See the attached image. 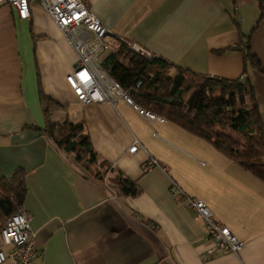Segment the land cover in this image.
I'll return each mask as SVG.
<instances>
[{"label": "crops", "instance_id": "1", "mask_svg": "<svg viewBox=\"0 0 264 264\" xmlns=\"http://www.w3.org/2000/svg\"><path fill=\"white\" fill-rule=\"evenodd\" d=\"M82 3L112 36L153 58L209 77L249 79L264 127V0ZM248 39L259 70L245 67L240 45ZM75 62L37 2L30 1L27 20L10 5L0 7V177L26 173L20 208L30 216L32 264H264V184L168 121L148 123L123 102L81 104L66 83ZM37 73L45 96L67 106L51 123L83 120L100 170L136 182L138 197L116 196L105 182L87 178L49 138ZM173 185L205 203L243 248L211 252L204 223L173 196Z\"/></svg>", "mask_w": 264, "mask_h": 264}, {"label": "trees", "instance_id": "2", "mask_svg": "<svg viewBox=\"0 0 264 264\" xmlns=\"http://www.w3.org/2000/svg\"><path fill=\"white\" fill-rule=\"evenodd\" d=\"M249 39L240 45L245 67L260 69L259 60L248 50ZM108 75L131 90L136 104L163 116L185 132L209 143L243 170L264 184V127L256 95L249 79L224 80L175 67L163 59H147L120 43L115 54L102 60ZM247 74L245 68L244 74ZM44 131L84 175L105 182L116 196L135 198L141 194L136 182L100 170L97 154L83 120L52 124L50 117L67 106L45 96L37 73ZM140 82L139 89H135ZM26 173L17 169L0 177V229L25 200Z\"/></svg>", "mask_w": 264, "mask_h": 264}, {"label": "built area", "instance_id": "3", "mask_svg": "<svg viewBox=\"0 0 264 264\" xmlns=\"http://www.w3.org/2000/svg\"><path fill=\"white\" fill-rule=\"evenodd\" d=\"M30 1L0 0V7L10 5L19 20H27L30 16ZM34 1L66 37L76 55L74 70L66 77V83L78 102L83 105L100 103L111 107H115L118 102H123L134 109L146 122L166 125L167 120L163 116L136 104L131 90L124 89L112 79L103 69L102 60H100L105 54H115L122 42L147 59L153 58L151 55L128 41L112 36L99 19L83 6L82 0ZM140 86L141 83L138 82L134 90L139 89ZM153 136H156V132ZM138 148V143L135 142L128 152L133 154ZM154 164L156 163L152 160L150 166ZM171 191L173 196L180 197L195 217L204 223L212 243L211 252L221 255L235 254L243 248V243L239 242L225 226L214 220L205 203L199 199L187 197L175 185ZM33 238L30 216L23 208H18L6 219L0 229V264L7 260H10L12 264H32L35 256Z\"/></svg>", "mask_w": 264, "mask_h": 264}, {"label": "rangeland", "instance_id": "4", "mask_svg": "<svg viewBox=\"0 0 264 264\" xmlns=\"http://www.w3.org/2000/svg\"><path fill=\"white\" fill-rule=\"evenodd\" d=\"M130 49V48H129ZM131 51H133V52H135L134 50H131ZM136 53V52H135ZM109 55V54H108ZM104 57H106V55H103V57H101V58H104ZM78 114V111H75V106H73V105H70V116H76ZM170 123V122H169ZM172 124V123H171ZM172 127H178V126H176L175 124H172L171 125ZM177 129H181V128H177ZM182 130V129H181ZM180 130V131H181ZM182 131H184V130H182ZM154 132V131H153ZM159 135V134H158ZM157 138V133H156V136H154V138ZM159 137H160V135H159Z\"/></svg>", "mask_w": 264, "mask_h": 264}]
</instances>
